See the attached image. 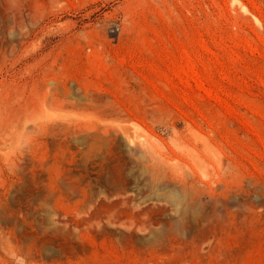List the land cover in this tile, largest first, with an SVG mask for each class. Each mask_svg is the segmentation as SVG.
<instances>
[{
	"label": "rangeland",
	"instance_id": "374dc122",
	"mask_svg": "<svg viewBox=\"0 0 264 264\" xmlns=\"http://www.w3.org/2000/svg\"><path fill=\"white\" fill-rule=\"evenodd\" d=\"M25 3L0 264H264V0Z\"/></svg>",
	"mask_w": 264,
	"mask_h": 264
},
{
	"label": "bare ground",
	"instance_id": "6f19581e",
	"mask_svg": "<svg viewBox=\"0 0 264 264\" xmlns=\"http://www.w3.org/2000/svg\"><path fill=\"white\" fill-rule=\"evenodd\" d=\"M25 1L26 0H0V21H3L4 22V27H8V32L10 31L11 35L17 33L18 32H15L14 30H17L16 27H18V24L21 25V23H24L25 21H27L28 19L27 18H31V11H27V8L25 6ZM27 5V4H26ZM29 10V9H28ZM31 10V9H30ZM24 25V24H23ZM26 27V31L27 33L30 31V27H29V23L25 25ZM20 28L23 29V27L21 26ZM20 30V29H19ZM6 31V33H8ZM14 32V33H13ZM21 32V31H20ZM25 32V31H24ZM5 33V34H6ZM27 33H26V36H27ZM22 34V33H21ZM2 35H4L3 33L1 34V37H3ZM8 35V34H7ZM20 35V34H19ZM15 36V35H14ZM24 36V35H23ZM11 38V37H10ZM11 40H13L11 38ZM10 40V41H11ZM1 41V40H0ZM13 42V41H12ZM1 43V42H0ZM9 44V43H8ZM17 45V44H16ZM6 45H4L5 47ZM11 46V45H10ZM13 47V45H12ZM11 47V48H12ZM6 48V47H5ZM16 48V46L14 47V49ZM6 50V49H5ZM16 50V49H15ZM4 52V51H3ZM12 52V51H11ZM8 53V52H7ZM12 54V53H11ZM6 55V54H5ZM2 57V56H1ZM6 58V57H5ZM1 59V58H0ZM7 117V115H6ZM2 118V117H1ZM0 118V119H1ZM5 118V117H4ZM8 118V117H7ZM8 120V119H7ZM13 121V120H12ZM1 122V120H0ZM11 122V121H10ZM1 124V123H0ZM6 124H9V122H7ZM12 124V123H11ZM2 126V125H1ZM0 126V127H1ZM4 126V125H3ZM8 126V125H6ZM13 126V125H12ZM5 128V127H4ZM12 128V127H11ZM10 128V129H11ZM7 130L10 131V129L6 128ZM1 130V129H0ZM4 131V132H7ZM11 131H13L11 129ZM7 132L6 133V136H9V138H11L13 136V133L12 132ZM3 132V133H4ZM14 132V131H13ZM12 134V135H11ZM3 136V135H2ZM8 138V137H7ZM0 140L1 142L0 143H3L2 142V139L0 137ZM6 140V138H5ZM8 140V139H7ZM5 144V143H3Z\"/></svg>",
	"mask_w": 264,
	"mask_h": 264
}]
</instances>
